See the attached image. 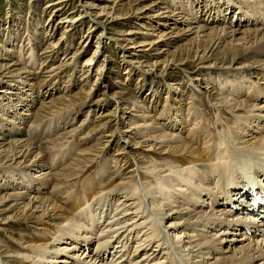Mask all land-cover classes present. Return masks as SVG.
<instances>
[{
  "label": "bare ground",
  "instance_id": "1",
  "mask_svg": "<svg viewBox=\"0 0 264 264\" xmlns=\"http://www.w3.org/2000/svg\"><path fill=\"white\" fill-rule=\"evenodd\" d=\"M71 3L77 11L67 14ZM45 10L43 25L41 14L20 28L13 10L0 24V264H264V115L256 113L264 109V0H52ZM86 17L101 32L76 79L78 53L95 31ZM86 21L68 53V36ZM108 28V52L114 47L120 60L111 72L98 65ZM143 63L164 65L160 76L134 73L143 74ZM112 73L121 86L132 73L137 85L94 102L97 83ZM155 76L171 79L165 110ZM87 106L105 111L84 133L88 114L70 123ZM160 144L164 154L155 157ZM12 223L38 231L11 240L12 250L4 240Z\"/></svg>",
  "mask_w": 264,
  "mask_h": 264
},
{
  "label": "rangeland",
  "instance_id": "2",
  "mask_svg": "<svg viewBox=\"0 0 264 264\" xmlns=\"http://www.w3.org/2000/svg\"><path fill=\"white\" fill-rule=\"evenodd\" d=\"M38 1H40V2H38ZM45 1H46V3H45ZM50 2V1H52V0H0V16H1V18H0V24L2 25V23H3V27H5V25H6V22H7V20L10 22V20L8 19V17H9V13L11 12V10H13V11H15V12H17V13H19V20L17 19V21H18V25H20L19 27L21 28V26L23 25L22 23H25V19H28L30 22V24L33 22V20L35 19V18H37L39 15H41L40 17H41V21H42V25H43V23H45L46 21H47V19L50 17L49 15V11H47V10H45V6H46V4H47V2ZM53 1H55V0H53ZM82 2L83 1H86V0H81ZM77 2V1H76ZM45 5V6H44ZM72 5V6H71ZM76 5V4H75ZM70 6V7H69ZM20 7V8H19ZM44 9H43V8ZM41 9H43V10H41ZM66 10V13L68 14V13H70V12H72L73 10L74 11H77V6H76V8H75V6H74V4L73 3H71L70 5H68L67 6V8H65ZM20 11V12H19ZM83 8H82V13H83ZM80 11H78V13L76 14V15H79L80 13H79ZM152 12V11H151ZM154 12V11H153ZM150 13V15H153V14H155V13ZM8 13V14H7ZM38 14V15H37ZM37 15V16H36ZM264 15V14H263ZM35 17V18H34ZM6 19V20H5ZM23 19H24V21H23ZM57 19V18H56ZM86 19L87 20H91L92 21V23H91V25H93V24H95V20L93 19V18H87L86 17ZM160 19H163L164 20V18L163 17H160ZM5 20V21H4ZM14 20V18L11 20V21H13ZM101 21L102 20H104V17H102L101 19H100ZM146 21V19H137V20H135V22H134V25L135 26H137L139 23H141V22H145ZM22 22V23H21ZM0 25V26H1ZM8 26H9V24H8ZM12 26H14V24H13V22H11V27ZM64 26H66V25H64ZM63 26V27H64ZM88 26H89V23H88V21H86L85 23H84V25H83V27H82V29L78 32V33H76V34H71V35H69L68 37L69 38H71V40H70V50H69V52L68 53H73L75 50H76V48H78V44H79V42H80V37H81V35H83V34H86V32H87V29H88ZM95 26H97V24H95L94 25V27ZM44 28L46 27V24H44V26H43ZM49 31V30H48ZM100 32H101V30L100 29H96V27H95V31H94V29L92 30V33L90 34V36H89V39H88V41L85 43V45H84V47L81 49L82 51H80V53H78L79 55V57H78V61H77V63L78 64H76L75 65V69H76V79L78 78L79 79V75L81 74L80 72H79V65L81 64V62H82V60L84 59V57H86V56H88L90 53H92V51L95 49V47H96V42H97V39L99 38V34H100ZM41 33H43V32H41ZM61 33H63V28H59L57 31H56V34H53L54 35V37H53V40L55 41V40H57L60 36H62V34ZM1 35V34H0ZM112 36H113V29H110V28H108V30H107V32H104L103 33V35H102V39H104V41H102V46H105V44H106V46H105V50L103 51V49H102V51L100 52V57H99V59H98V65H104L105 67H107L109 70H110V72L111 71H113V70H116V69H113V67H115L113 64H116L117 62H118V60H119V58L117 59V56H114V53H113V51H115L114 50V47H112V48H110V50H112L111 52L109 51L108 52V49H107V47H109L110 46V40H108L109 38H112ZM1 38H3V39H5L4 38V36L2 37V36H0ZM41 37H43V34L41 35ZM114 37V36H113ZM66 40V38L65 39H63V41H65ZM162 43L164 44V43H166L165 41H162ZM84 51H86V52H84ZM84 52V53H83ZM137 52H141V50H137ZM83 53V54H82ZM108 54H110L111 55V57L110 58H112L113 59V62H108L107 63V58H106V55H108ZM117 54V53H116ZM72 55V54H71ZM71 55H68V57H70ZM65 57V56H64ZM67 57V58H68ZM155 57L156 56H154V57H152V58H150L149 60V64H151L152 62H154V60H155ZM62 59L63 57H62V55H60L59 56V59ZM138 58V57H137ZM60 59V60H61ZM124 58H122V60H123ZM127 60H130V59H128V58H126ZM120 61V60H119ZM57 62H58V60H56L54 63L55 64H57ZM137 62V61H136ZM83 63V62H82ZM138 63H139V60H138ZM119 65V64H118ZM136 65V64H135ZM140 65V68L144 71L143 72V74H140V72L139 71H134V73H136V74H139V75H141L143 78H145V80L147 79V78H152V76L153 75H151V74H149V73H155L154 75H157V74H159L160 73V70L159 69H161L164 65H158V68H156V69H154V70H151L149 67H147L146 65H145V63H143V64H139ZM103 66V67H104ZM37 67H39V63H38V65L36 66V69H38ZM111 67V68H110ZM135 67H138V66H135ZM106 68V70L105 71H108L109 72V70ZM35 68H34V70H36ZM165 70H166V68H165ZM166 72H164V74H165ZM122 74H123V72H122ZM96 75H95V72L94 73H92V75H91V78H90V80H89V84L90 85H92L93 83H94V81L96 80V77H95ZM159 76H160V74H159ZM156 77L155 76V78L154 79H156L155 81H157V82H159V83H161L160 85H161V87H160V89H159V91L160 90H162V92L160 91V93H161V95H160V98H158V104L157 105H159L158 106V108L159 109H161L162 107L164 108V110L166 109V104H164L165 103V101H169L170 99H169V97H167V99H166V94H165V82H166V80L168 81V80H171L170 78H168V79H166L165 77ZM65 77V76H64ZM66 77H67V75H66ZM74 75L72 76V79H74ZM136 77L137 76H134L132 73L131 74H129L127 77H125V76H123V75H121V77H120V80L122 79V80H124V78H127V79H125L124 80V82H123V84L124 85H120V83H117V82H119V81H117V79H115V78H117V75H114L113 73L112 74H110L109 75V77H108V81H104V83H102L103 81H101V83H97V85L96 86H100V91L96 94V98H94L95 99V101L94 102H97V101H99V99L101 100L104 96H102V94H103V92H105V94H106V97H104V98H107V96H108V98H109V95L110 94H112L113 93V89L115 88V87H120L121 86V88H124V89H130L129 91H131L134 87H135V85H137V80H136ZM119 78V77H118ZM153 79V78H152ZM119 80V79H118ZM145 80H144V90H148L149 89V87H150V85L149 84H147L148 82L146 81L145 82ZM65 81V80H64ZM63 81V82H64ZM56 82V81H55ZM62 81H60V84H59V86H58V88H63V84L61 83ZM77 82V81H76ZM71 83H72V81H71ZM78 83V82H77ZM115 83H117L116 85H115ZM55 84H57V83H55ZM58 85V84H57ZM76 87H77V84H74ZM118 85V86H117ZM76 87H75V89H76ZM126 87V88H125ZM74 91V90H73ZM143 94V93H142ZM147 95H145V94H143V95H140V96H138V97H144V98H146V100L147 99H149V97H146ZM143 98V99H144ZM150 101V100H149ZM169 103V102H168ZM93 104V103H92ZM95 104V103H94ZM90 108V111L89 112H87V109H88V106L87 107H83V109H81L78 113H76L75 114V117L72 119V121H71V126H79V123H80V121H81V118H83V117H85L87 114V118H86V123L84 122V126L85 127H83V130H82V132H86L87 130H89V128L91 127V125H92V122L94 121V118L96 117V114L100 111V109L101 108H95L94 106H91V107H89ZM112 108V105H108L107 106V108H105V110H110ZM137 109H139L138 107H136ZM255 109H257V108H255ZM104 110V108H102L101 109V112L102 111H105ZM137 113H139V112H133V113H131V114H133V115H135L134 117L137 119V120H141L142 118L141 117H139V116H137ZM156 113H158V111L156 112ZM256 113H263V115H264V109H262V110H256ZM133 117V118H134ZM134 118V119H135ZM62 120H64V119H61L60 120V123L62 122ZM96 120V119H95ZM54 121H57V119L56 120H54ZM23 128V127H22ZM62 128V127H61ZM58 129H60V128H58ZM23 130V129H22ZM24 130H26L27 131V128H25L24 127ZM37 131V130H36ZM123 130H121V132H122ZM39 132V131H38ZM55 131H53L52 130V132L50 133V135H52L53 133H54ZM256 133H258V131L256 132ZM126 134V136H128L127 134V132H123V133H121V135H125ZM249 135V134H248ZM45 136H47V135H45ZM45 136H42L41 137V139H42V141L44 140V137ZM248 138H250L249 136H247L246 137V139L245 140H249ZM121 142L123 143V141H120L119 142V145L121 144ZM118 145V146H119ZM146 145V144H145ZM164 144H160L159 145V147H157L154 151L155 152H152V154H154V156L155 157H159V154L161 155V154H164V152L162 151L164 148ZM76 148V147H75ZM74 147H73V150L72 151H70L68 154H67V156H66V158L69 160L70 158H72V155L74 154V152H75V149ZM117 148V147H116ZM116 148H112V152H110V156L112 155V154H114L115 152H116ZM143 148H145L144 146H143ZM115 151V152H114ZM158 154V155H157ZM49 156L47 157V158H45L44 159V163L46 164V162H47V160H49ZM53 158V157H52ZM55 158H60V156H58V157H55ZM66 158L64 159V160H62V159H60V160H58V161H60V163H66ZM39 160V159H38ZM56 160V159H55ZM59 164V163H58ZM122 164H120V166H121ZM111 165H109V164H107V167H110ZM59 168H61V167H59ZM131 168V165H128V166H125V167H123L122 168V166H121V170H128V169H130ZM43 170H45V169H43ZM42 170V171H43ZM37 171H38V169L37 170H35V171H32V172H35V174H39V173H37ZM55 171H57V170H55ZM110 173V169L108 168V170H107V174H109ZM36 177H38L39 175H35ZM86 176V175H85ZM121 177L122 176H120V177H118V178H114V180H111L110 181V186H112V185H115L116 183H118V180L119 179H121ZM50 180V179H49ZM51 182V181H50ZM47 184L48 185H44V186H41L40 187V195L41 196H47V194L50 192V187H51V185L49 184V181L47 182ZM74 184H75V182H74ZM78 185V184H77ZM81 185V183L79 182V186ZM106 185H109V184H106ZM101 187H104V182H103V186H101ZM43 188V189H42ZM45 191V192H44ZM258 198V197H257ZM261 200H263L264 201V195L261 197ZM255 203V202H254ZM65 209L66 208H70V206H66V207H64ZM110 213L108 214V216H106V217H104L103 219H102V222H101V224H104L105 223V220L107 219V218H109L110 216H111V210L109 211ZM249 213H251V212H249ZM57 214H63V212H61V213H57ZM256 214H253V216H255ZM245 216V215H244ZM104 221V222H103ZM45 222V221H44ZM56 222H61V224L64 222V220H62V218H59L58 220L56 219ZM31 225V226H30ZM39 225H41V224H36V226L38 227ZM12 226H13V233H12V236L14 237V239H11L12 238V236H11V234L10 233H8V234H6V238H4V240H5V242L8 244V246L10 247V248H12V250H14V249H18V246H17V244H15V243H13V242H11V240H13L14 242H15V240L17 239V238H24L23 239V242H24V240H32V237H34V234H33V232L34 231H38V230H34L33 231V229L35 228L32 224H29L28 225V227H34V228H32V230L30 229V228H27V227H23L21 224H19V223H12ZM22 226V227H21ZM102 227H103V225L102 226H99L96 230H94L93 231V235H91L94 239L97 237V233H98V231L100 230V229H102ZM215 230H219V228L217 229H215ZM79 235V234H78ZM11 236V237H10ZM234 239H239L238 237H234ZM240 243V242H239ZM61 246L62 244L60 243V244H58V246ZM78 254L79 253V251L78 250H75V251H71V252H68V255H71V254ZM141 253H143V252H141ZM141 253H140V255L139 256H141ZM138 256V257H139ZM79 259H82V258H79ZM85 261V259H82V261ZM4 261V260H3ZM81 261V260H80Z\"/></svg>",
  "mask_w": 264,
  "mask_h": 264
}]
</instances>
